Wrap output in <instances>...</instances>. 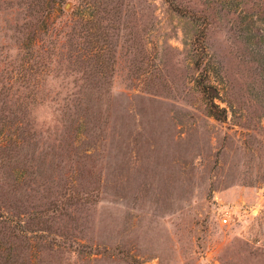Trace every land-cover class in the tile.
<instances>
[{
	"label": "rangeland",
	"instance_id": "374dc122",
	"mask_svg": "<svg viewBox=\"0 0 264 264\" xmlns=\"http://www.w3.org/2000/svg\"><path fill=\"white\" fill-rule=\"evenodd\" d=\"M0 264H264V0H0Z\"/></svg>",
	"mask_w": 264,
	"mask_h": 264
},
{
	"label": "trees",
	"instance_id": "16d2710c",
	"mask_svg": "<svg viewBox=\"0 0 264 264\" xmlns=\"http://www.w3.org/2000/svg\"><path fill=\"white\" fill-rule=\"evenodd\" d=\"M205 89H206L205 92H207V94H209L210 97H212V96L214 95L215 91H216L215 88H213L212 86H208V87H206ZM213 106H215V105H214V104L211 105V108H212V109H213ZM213 114H214L216 117L220 118V114H219V113H216L215 110H213Z\"/></svg>",
	"mask_w": 264,
	"mask_h": 264
},
{
	"label": "built area",
	"instance_id": "2783aa9c",
	"mask_svg": "<svg viewBox=\"0 0 264 264\" xmlns=\"http://www.w3.org/2000/svg\"><path fill=\"white\" fill-rule=\"evenodd\" d=\"M222 220H223V222H226L227 221V218L224 217Z\"/></svg>",
	"mask_w": 264,
	"mask_h": 264
}]
</instances>
